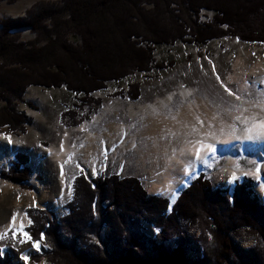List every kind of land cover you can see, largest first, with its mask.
I'll return each mask as SVG.
<instances>
[{
	"label": "trees",
	"instance_id": "trees-1",
	"mask_svg": "<svg viewBox=\"0 0 264 264\" xmlns=\"http://www.w3.org/2000/svg\"><path fill=\"white\" fill-rule=\"evenodd\" d=\"M202 11L212 12L211 18L201 20ZM23 29L33 38L21 41ZM225 36L264 45V0L36 1L19 17L0 18V130L25 132L30 119L15 104L34 108L23 99L30 86L64 88L70 93L73 102L64 116L92 103L93 93L119 85L131 75L173 67L174 61H156L157 47H201ZM127 91L132 99L140 93L132 83ZM31 175L26 152L15 153L7 167L0 168V180L25 190H32ZM246 187L245 181L236 182L231 199L220 197L217 190H209L203 171L165 214L167 200L145 197L137 179L101 173L88 178L79 171L71 180L61 227L51 211L26 208V239L48 248L30 259L43 257L45 264H116L128 257L147 263L170 254L185 262L179 237L174 250L164 248L162 241L181 233L179 220L198 217L203 218L201 264H232L231 256L236 264H264V203L258 207ZM39 213L51 218L40 222ZM139 217L158 228V245L140 232ZM246 226L252 229L258 253L237 248L227 236ZM0 264H13L7 252L0 256Z\"/></svg>",
	"mask_w": 264,
	"mask_h": 264
},
{
	"label": "rangeland",
	"instance_id": "rangeland-1",
	"mask_svg": "<svg viewBox=\"0 0 264 264\" xmlns=\"http://www.w3.org/2000/svg\"><path fill=\"white\" fill-rule=\"evenodd\" d=\"M36 1L40 0L13 3L0 0V18L19 17ZM211 16L210 11L199 15L201 20H209ZM20 35L21 41L33 38L28 29L21 30ZM154 55L156 61L171 60L175 64L170 69L131 75L119 85L93 93L92 103L66 112L64 116L62 112L71 109L73 102L72 95L64 88L30 86L25 90L23 99L34 108L16 103L15 109L24 113L30 123L24 133L0 130V168L7 167V157L26 152L33 177L45 192L41 195L0 180V227L14 217V213L27 219L26 208L51 211L60 225V218L67 214L64 205L71 195V180L79 171L88 178L101 173L106 177L119 175L137 179L145 197L167 200L165 214H168L175 201L172 203L162 191L165 181H172L180 171L189 169L197 158L195 148L203 149L204 144L211 145L215 151L196 177L206 172L209 190H217L220 197L228 199L232 197L235 183L245 181L248 197L255 199L258 207L263 206L264 138L244 145L240 139L248 134L243 131L245 127L264 120V45L225 36L201 47L160 46ZM131 83L137 84L140 92L133 99L127 91ZM149 107L155 109L153 114L143 116L142 110ZM157 119L165 120L168 130L149 135V127ZM227 139L233 140L223 143ZM230 176L235 177L231 183ZM183 181L178 192L191 182L185 177ZM33 193L35 202L27 200ZM38 215L42 217L40 222L51 218L42 213ZM201 220L203 218L198 217L191 221L179 220L181 233L162 241L163 247L176 249L175 241L179 237L185 263L201 264ZM138 223L140 232L158 245L160 240L155 237L158 228L142 217ZM103 230L104 227L99 239L103 237ZM21 232L23 228L19 227L0 235V256L7 252L13 264H45V258L35 261L30 255L48 248L41 242H35L38 247L33 248ZM227 236L241 250L258 249L249 226L232 230ZM106 250H111L110 244L106 245ZM21 256L28 257L27 261L21 260ZM230 258L229 262L236 264L233 256Z\"/></svg>",
	"mask_w": 264,
	"mask_h": 264
},
{
	"label": "bare ground",
	"instance_id": "bare-ground-1",
	"mask_svg": "<svg viewBox=\"0 0 264 264\" xmlns=\"http://www.w3.org/2000/svg\"><path fill=\"white\" fill-rule=\"evenodd\" d=\"M154 108L153 107H149V108H146L144 110H142V115L146 117H151V115L153 114L154 112ZM187 114V113H186ZM149 119V118H148ZM186 120V119H185ZM189 123V122H188ZM166 121L165 120H162V119H157L154 123H152V126L149 127V135L150 134H156V133H165L166 129L165 127L167 126L166 125ZM193 124V123H192ZM172 125V124H171ZM174 125V124H173ZM191 125V124H190ZM177 126L175 125V128ZM180 127V126H179ZM174 128V127H173ZM180 130V128H178ZM177 129V130H178ZM170 130V129H169ZM228 131V130H227ZM179 132V131H177ZM187 132V131H186ZM176 133V132H175ZM168 134V133H167ZM174 134V133H173ZM246 134V133H245ZM192 135V134H191ZM248 135V134H247ZM247 135H244V136H241V139L240 141H244L243 145L246 144V143H249L250 141L252 140H249V139H246L245 137ZM162 136V135H161ZM230 140H233V139H227L225 141H223V143H228ZM198 144V143H197ZM200 144V143H199ZM198 144V145H199ZM188 146V145H187ZM202 149V148H201ZM190 150V148H188V151ZM215 149L214 147H212V152H214ZM195 152V151H194ZM212 152H208L206 148H203L200 152V155L198 158H196V160L191 164V167L188 169V172L187 174H185V169L183 171H180L177 176L175 177V179H173L172 181H170L169 179H167L165 181V184L164 186L162 187V191L166 194V196L170 199V201L173 203L175 201V199L177 198L178 194L184 189H182L180 192L179 191V188L185 183L184 181L181 182L183 180V178L185 177V180H189L190 181L196 177L197 173L199 172V170L201 169L202 166L206 165L208 163V159L209 156L212 154ZM189 155V154H188ZM191 155V153H190ZM194 155V154H193ZM191 157V156H190ZM189 157V158H190ZM211 157V156H210ZM168 177V176H167ZM173 177V176H172ZM181 183V184H180ZM180 184V186H179ZM189 184V183H188ZM156 192V191H155ZM170 202V203H171ZM149 232H152V230H148Z\"/></svg>",
	"mask_w": 264,
	"mask_h": 264
},
{
	"label": "snow or ice",
	"instance_id": "snow-or-ice-1",
	"mask_svg": "<svg viewBox=\"0 0 264 264\" xmlns=\"http://www.w3.org/2000/svg\"><path fill=\"white\" fill-rule=\"evenodd\" d=\"M221 87H224V86L221 85ZM224 90H225L226 92L229 91V89L226 88V87L224 88ZM229 94H231V93H229ZM243 131H244L245 133H248V134H249V135H247V136L245 137L246 139L253 140V139L264 138V120L254 122V123L251 125V127H245V128L243 129ZM252 133H256V135H252ZM203 147L206 148L208 152H212V147H211V145H209V144H204ZM200 152H201V148H200V147H196V148H195V154H196L197 158L199 157ZM77 167H79V165H77ZM184 171H185V174H187L188 169L185 168ZM63 174H64V173H63V166H61V175H63ZM93 174H95V170H93ZM234 179H235L234 176H230V177H229V183H231ZM69 191H71V188H70V187H69ZM13 215L15 216V213H14ZM13 235L15 236V233H13ZM21 236H22V237H26L27 234L21 232ZM41 238H43V237H41ZM32 247H33V248H37V247H38L37 243H33V244H32ZM20 258H21V260H25V261H27V259H28V257H26V256H21Z\"/></svg>",
	"mask_w": 264,
	"mask_h": 264
},
{
	"label": "crops",
	"instance_id": "crops-1",
	"mask_svg": "<svg viewBox=\"0 0 264 264\" xmlns=\"http://www.w3.org/2000/svg\"><path fill=\"white\" fill-rule=\"evenodd\" d=\"M2 152V151H1ZM18 153V152H17ZM15 155V154H14ZM14 155L13 156H11V157H7L6 158V163L7 162H9V160L10 159H13L14 158ZM3 160V159H2ZM5 163V162H4ZM8 165V164H7ZM3 169H5V168H3ZM34 175H33V172H32V175H31V178H30V180H29V185H31V187H32V190H34V192H36V193H41V195L45 192V190L43 191V187L40 185V184H38L37 182H36V180H35V178L33 177ZM36 182V184L34 185V183L33 182ZM3 185H5V186H8L7 184H4L3 183ZM6 188V187H5ZM4 191H7L6 189H3ZM63 193H61V195H62ZM27 200H31L32 202H35L36 200H35V195H34V193H33V195L32 194H30L29 196H27ZM62 199V198H61ZM28 202V201H27ZM16 205H18V203L16 204ZM27 220V221H26ZM29 223V219L27 218V219H25V218H23L21 215H19V214H16L14 217H11V219L7 222V223H5V224H3V226L2 227H0V235L2 234V233H6V232H8V231H11L13 228H19V227H22V228H24L27 224Z\"/></svg>",
	"mask_w": 264,
	"mask_h": 264
},
{
	"label": "water",
	"instance_id": "water-1",
	"mask_svg": "<svg viewBox=\"0 0 264 264\" xmlns=\"http://www.w3.org/2000/svg\"><path fill=\"white\" fill-rule=\"evenodd\" d=\"M116 264H186V263L178 257H175L170 254H166L159 256L147 263L135 261L128 257H122L121 259H119V261Z\"/></svg>",
	"mask_w": 264,
	"mask_h": 264
}]
</instances>
